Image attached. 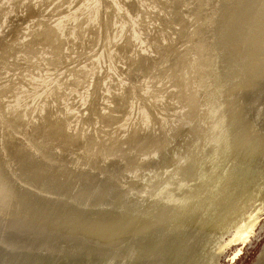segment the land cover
I'll return each instance as SVG.
<instances>
[{"label":"rangeland","instance_id":"374dc122","mask_svg":"<svg viewBox=\"0 0 264 264\" xmlns=\"http://www.w3.org/2000/svg\"><path fill=\"white\" fill-rule=\"evenodd\" d=\"M227 1L0 0V241L8 242L2 250L30 255L32 247L35 257L55 264H151L169 256L174 258L165 264H189L183 263L184 254L196 257V221L183 219L159 189L180 184L186 173H196L207 157L218 154L222 141L243 139L245 131L264 145V121L258 120L264 116V0ZM243 12L246 16L237 26ZM243 34L248 42L240 55ZM244 153L250 157L254 150ZM231 163L224 162L220 170L226 172ZM51 179L59 187L54 183L48 188L45 182ZM55 192L57 197L49 196ZM153 196L164 197L158 202L164 205ZM117 200L122 207L137 204L133 210L128 206L129 211ZM261 208L252 233L228 246L218 264H264V204ZM131 211L137 216L127 213ZM245 212L223 240L238 234ZM151 229L160 230L157 243L144 244ZM123 233L133 237L127 234L125 239ZM236 250L240 252L232 260Z\"/></svg>","mask_w":264,"mask_h":264},{"label":"bare ground","instance_id":"6f19581e","mask_svg":"<svg viewBox=\"0 0 264 264\" xmlns=\"http://www.w3.org/2000/svg\"><path fill=\"white\" fill-rule=\"evenodd\" d=\"M219 1V0H218ZM227 1V0H226ZM225 0H224V2H226ZM228 2V1H227ZM230 2V1H229ZM215 10V9H214ZM253 10V9H252ZM216 11V10H215ZM218 11V10H217ZM247 11V10H246ZM253 12V11H252ZM247 13V12H246ZM246 13L245 12H243V14L241 13V14H239V16H241V19H239V21H238V24H237V26H239V24L241 23V21L243 20V18L246 16ZM218 14V13H217ZM238 16V15H237ZM244 16V17H243ZM208 17H209V15H208ZM213 17V16H212ZM213 19V18H212ZM208 20H210V19H208ZM214 20V19H213ZM209 23H210V21H208ZM208 23V24H209ZM214 23H215V20H214ZM211 24V23H210ZM211 25H213V24H211ZM243 27H244V25H243ZM241 28H242V25L240 26V30H241ZM248 28V27H247ZM247 28H245V29H247ZM243 30V29H242ZM248 31V30H247ZM240 36V35H239ZM246 36L247 35H245L244 36V34H243V36H241V39H240V41L237 39V41H239L240 43L239 44H241L240 45V47H241V49H239V54L241 55V51H242V49H243V47L245 46V44L248 42L247 41V38H246ZM260 39V38H259ZM263 39V38H262ZM261 39V40H262ZM255 40V39H254ZM260 40V41H261ZM256 42V41H255ZM235 43V42H234ZM260 43V42H259ZM204 44V43H203ZM236 44V43H235ZM238 44V43H237ZM261 44H262V42H261ZM234 45V44H233ZM202 46V48H203V45H201ZM200 46V47H201ZM249 47V46H248ZM206 49H207V47H205ZM210 48H212V47H209V49ZM262 48L264 49V47L262 46ZM212 50H213V48H212ZM205 51V50H204ZM214 51V50H213ZM212 51V52H213ZM260 51V50H259ZM215 52V51H214ZM263 54V53H262ZM214 69V68H213ZM228 78V77H227ZM224 87V86H223ZM223 92H225V90L223 91ZM216 93V92H215ZM255 94H256V92H255ZM258 94V93H257ZM225 96V95H224ZM256 96V95H255ZM234 97H235V95H234ZM216 101V100H215ZM216 104H217V102H215ZM225 106H227L226 104H225ZM222 107V106H221ZM227 108H228V106H227ZM219 109V108H218ZM217 111V110H216ZM232 112V111H231ZM231 116V115H230ZM230 119V118H229ZM227 120V119H226ZM234 120V119H233ZM258 120L260 121V122H263L264 121V116L263 115H259V117H258ZM226 123H227V121H226ZM230 123V122H229ZM233 124V123H232ZM243 127V126H242ZM226 129V128H225ZM234 129V128H233ZM236 129V128H235ZM221 130V129H220ZM231 130V129H230ZM229 130V131H230ZM234 131V130H233ZM237 131V130H236ZM245 131V130H244ZM218 132V131H217ZM219 133V132H218ZM217 133V134H218ZM230 134V133H229ZM212 136H213V134H212ZM220 136V135H219ZM227 136V135H226ZM243 139H240V140H236V141H234V140H232L233 142H230V141H227V142H223L222 141V144H221V146L219 145V148L217 149V155L215 156L214 155V149L212 150L213 152H212V154L214 155V156H212L211 154V156L212 157H210V155L209 154H206V153H208L209 151H208V149H207V151L208 152H206L204 155H209V157L211 158V160L207 157L206 158V160H205V162H203V164L200 166V170L199 171H197L196 173H194V174H192V172H190L191 174H188V173H186L184 176V179L183 178H180V179H183L182 180V182L179 184H177V185H174L173 187H171L169 184H166V186L163 188V189H159L160 190V192H161V195H163V196H165V202H166V204H170L171 205V207H177V210H178V212H179V214H180V216L183 218V219H188V218H192V220H194V221H196V223H194L195 225L193 226L194 227V229H196V231H197V233H198V236H197V238H195V239H198L197 240V245H196V249H195V253H197V255H196V257L195 256H193L191 253H185L184 254V256H186L185 257V262H183V263H187V262H189V264H218L219 263V259L221 258V256H222V254H223V251L228 247V246H230V245H233V244H236L237 242H239V241H242V239H246L251 233H252V231L254 230V227L256 226V224H257V220H258V214H259V212L261 211L262 212V208H261V206L264 204L263 202H264V145H262V143H257L256 142V140L252 137V135H251V133L250 134H248L246 131L245 132H243ZM217 137V136H216ZM256 137V136H255ZM218 138V137H217ZM221 138V137H220ZM232 138V137H231ZM220 140V139H219ZM218 140V141H219ZM250 140H252L253 142H251ZM221 141V140H220ZM219 141V142H220ZM214 142V141H213ZM216 142V141H215ZM224 143V144H223ZM210 144V143H209ZM212 144H214V143H212ZM246 146V147H244V146ZM252 145H254V146H252ZM210 147V146H209ZM213 148H214V146H212ZM250 147V149H253L254 150V153H253V155L252 156H250V157H248V154H246V153H244V151L246 152L247 151V148H249ZM206 148V147H205ZM210 149H212V148H210ZM191 150V149H190ZM202 151V150H201ZM238 151L240 152V153H238ZM205 152V151H204ZM210 153V152H209ZM215 153H216V151H215ZM242 156H241V155ZM204 155H203V157H204ZM192 156V155H191ZM202 157V158H203ZM200 158V157H199ZM205 158V157H204ZM185 159H187V158H184V160ZM191 159V158H190ZM194 160H195V158H194ZM200 160V159H199ZM203 160V159H202ZM210 160V161H209ZM187 161V160H186ZM190 161V160H189ZM192 161V160H191ZM198 161V160H197ZM201 161V160H200ZM231 163V165H229L228 166V169H227V171L226 172H224V171H222V170H220V168H221V164H223V163ZM194 163H196L195 161H193V164ZM185 164H187L186 162H185ZM185 164H183L182 163V165H184V166H186ZM199 165H200V162L198 163ZM189 165V164H188ZM188 165L185 167V168H187V170L189 169V167H188ZM196 165V164H195ZM180 167V166H179ZM194 167H196V166H194ZM227 168V167H226ZM225 168V169H226ZM177 169V168H176ZM224 169V170H225ZM175 170V169H174ZM151 171V170H150ZM190 171V170H189ZM189 171H186V172H189ZM51 172V171H50ZM138 172V171H137ZM164 172H166V171H164ZM194 172V171H193ZM140 172H138V174L136 175L135 174V176L137 177V179L139 180L140 178H138L139 176H141V173L139 174ZM149 173H151V172H149ZM148 173V174H149ZM160 173V172H159ZM167 173V172H166ZM173 173V172H172ZM183 173V172H182ZM148 174H146V175H148ZM179 174V173H178ZM142 175H143V173H142ZM146 175H145V177H146ZM157 175V174H156ZM164 175V174H163ZM169 175V174H168ZM24 176H27V175H24ZM135 176H133V177H135ZM183 176V175H182ZM20 177V176H19ZM30 177L31 176H28L27 178H28V180L27 181H29V179H30ZM35 176H33V178H34ZM135 177V178H136ZM143 177V176H142ZM141 177V178H142ZM162 177V176H161ZM17 178V177H16ZM23 178V177H22ZM27 178H24V180H26ZM163 178V177H162ZM169 178V177H168ZM37 179V178H36ZM52 179H54V178H52ZM52 179L49 181H46L45 182V185L47 186L48 184H54L55 183V185H57V183H56V179L54 180V181H52ZM134 179V178H133ZM136 179V180H137ZM149 179H151V178H147L146 180H149ZM152 181H153V179H151ZM162 180H164V179H162ZM166 180V179H165ZM145 181V179H143V182ZM169 181V180H168ZM181 181V180H180ZM31 182V181H30ZM36 182V181H35ZM61 182V181H60ZM119 182V181H118ZM122 182V181H121ZM120 182V183H121ZM139 182V181H138ZM146 182V181H145ZM151 181H149V183H150ZM178 182H179V180H178ZM3 182H1V184H2ZM25 183V182H24ZM37 184H44V181L43 182H39V180H38V182H36ZM154 183V182H153ZM177 183V182H176ZM36 184V185H37ZM123 184V183H122ZM131 184V183H130ZM140 184V183H139ZM147 184V182L145 183V185ZM171 184H173L172 182H171ZM44 185V186H45ZM54 185V186H55ZM133 185V184H132ZM144 185V184H143ZM143 185L142 186H140L141 187V189L142 190H145V191H147V189H145V188H147V185L145 186V188H142L143 187ZM151 185V184H150ZM3 186H5V185H2V187ZM45 186V187H46ZM54 186H51V188H53ZM58 186V185H57ZM56 186V187H57ZM117 186H119L118 184H117ZM134 186V185H133ZM132 186V187H133ZM156 186V185H155ZM48 188L50 187V186H47ZM59 187V186H58ZM58 187L56 188V189H58ZM83 187V186H82ZM81 187V188H82ZM120 188H122L121 186H119ZM130 187V186H129ZM140 187H137V191H138V188H140ZM152 187V186H151ZM6 188V187H5ZM47 188V189H48ZM50 188V190H51V192H52V190L53 189H55V188H53V189H51ZM77 188V187H76ZM172 188V189H171ZM1 189V192L4 190L3 188H0ZM20 189V188H19ZM39 190H38V192L41 190V189H43V188H38ZM92 189V188H91ZM108 189H109V186H108ZM118 189L119 188H117V192H118ZM125 189V188H124ZM132 190H133V188H131ZM150 189V188H149ZM155 189H156V187H155ZM170 189V190H169ZM25 190V189H24ZM83 190V189H82ZM96 190V189H95ZM94 190V191H95ZM103 190V189H102ZM110 190V189H109ZM158 190V189H157ZM19 191V190H18ZM26 192H27V189L25 190ZM41 191H43V190H41ZM40 191V192H41ZM47 191H49V190H47ZM55 191V190H54ZM53 191V192H54ZM57 191V190H56ZM71 191V190H70ZM80 191V190H79ZM84 191H85V189H84ZM105 191H107L106 190V188H105ZM111 191V190H110ZM120 191V190H119ZM122 191V190H121ZM124 191V190H123ZM128 191V190H127ZM139 191H141V190H139ZM139 191H138V195L137 196H140L139 195ZM154 191V190H153ZM0 192V193H1ZM6 193H7V191H5ZM24 191L22 190V193H23ZM37 192V193H38ZM61 192V191H60ZM82 192V191H81ZM89 192V191H88ZM98 192V191H97ZM107 192H109V191H107ZM116 192V191H115ZM125 192V191H124ZM142 192V191H141ZM151 192V191H150ZM28 193V192H27ZM36 193V194H37ZM48 192H46V194L45 193H43V194H45V195H48L47 194ZM78 193V192H77ZM95 193V192H94ZM112 193V192H111ZM128 193V192H127ZM132 193V192H131ZM137 193V192H136ZM144 191H143V193H142V195H144ZM148 193V192H147ZM155 193V192H154ZM157 193V192H156ZM154 194V195H158V194ZM24 194V193H23ZM26 194V193H25ZM33 194H35V192L33 193ZM42 193H40V195H41ZM50 194L52 195H56V192L55 193H49V196H50ZM72 194V193H71ZM71 194L69 195V197H73V196H71ZM80 194V193H79ZM89 194V193H88ZM105 194V193H104ZM107 194V193H106ZM113 194V193H112ZM121 194H124L125 195V193H122L121 192ZM121 194H119L118 193V195L119 196H123V195H121ZM3 194H1L0 196H2ZM39 194H38V196H36V197H39L40 196ZM53 195H52V197H53ZM54 195V196H55ZM102 195V194H101ZM110 195V194H109ZM133 195V194H132ZM131 195V196H132ZM135 195V196H136ZM149 195V194H148ZM147 195V196H148ZM27 196H29V197H31L30 195H27ZM79 196V195H78ZM83 195H81V197H82ZM92 196H93V194H92ZM106 196V195H105ZM127 196V195H126ZM126 196L124 197V199L126 198ZM130 196V197H131ZM136 196V197H137ZM146 196V195H145ZM160 196V195H159ZM15 197V196H14ZM28 197V198H29ZM36 197H34V198H36ZM51 197V196H50ZM50 197H47V199L49 200H52V201H54L55 200V198L54 199H52V198H50ZM56 197H57V195H56ZM91 197V196H90ZM102 197V196H101ZM121 197H118V200H119V198H121ZM132 197H134V196H132ZM154 197V196H153ZM258 197V198H257ZM9 198V197H8ZM7 198V199H8ZM88 198V197H87ZM86 198V199H87ZM92 198H94V197H92ZM99 198V197H98ZM109 198V197H108ZM123 198V197H122ZM122 198H121V200H122ZM142 198H143V196H142ZM142 198H140L139 197V199H142ZM152 198V197H151ZM160 198V197H159ZM158 198V199H159ZM162 198V197H161ZM21 199V198H20ZM37 199V198H36ZM39 199V198H38ZM44 200H45V198H43ZM60 199V198H59ZM72 199V198H71ZM76 198H75V196H74V200H75ZM91 199V198H90ZM129 200H130V198H128ZM145 199V198H144ZM158 199H156L155 197H154V200H156L155 201V203L156 204H158V202L159 203H162V199H164V197L160 200V201H158ZM0 200H1V198H0ZM15 200H16V198H15ZM25 200V199H24ZM23 200V201H24ZM31 200H34V199H32L31 198ZM47 200V201H48ZM50 200H49V202H50ZM73 200V199H72ZM94 200H96V198L94 199ZM104 200V199H103ZM106 200V199H105ZM104 200V201H105ZM118 200H117V203H118ZM120 200V201H121ZM126 200V199H125ZM128 200V201H129ZM136 200V199H135ZM146 200V199H145ZM144 200V201H145ZM148 200V199H147ZM5 201V200H4ZM14 201V200H13ZM26 201V200H25ZM39 201H40V199H39ZM51 201V202H52ZM59 201V200H58ZM77 201H79V199H77ZM81 201V200H80ZM93 201V200H92ZM102 201V200H101ZM119 201V202H120ZM127 201V202H128ZM150 201V200H149ZM0 202H2V200L0 201ZM6 202V201H5ZM16 202H17V200H16ZM37 202V201H36ZM44 202V201H43ZM66 202V201H65ZM76 202V201H75ZM84 202H86V201H84ZM90 201H88V203H89ZM116 202V201H115ZM129 202H131V201H129ZM128 202V203H129ZM133 202V205L134 204H137L136 202H134V201H132ZM137 202H138V198H137ZM139 202H140V200H139ZM143 201L141 200V204H143L142 203ZM146 203H147V201H145ZM145 202H144V204H145ZM24 203V202H23ZM52 203H54V202H52ZM57 203V202H56ZM70 203V202H69ZM101 203H104V202H101ZM114 203V202H113ZM117 203H116V206H118L119 205V203H118V205H117ZM127 203V204H128ZM164 203V202H163ZM107 204V203H106ZM125 204V203H124ZM123 204V205H124ZM126 204V205H127ZM140 204V205H141ZM148 204V203H147ZM91 205V204H90ZM114 205L115 204H113V206H112V204H111V207H114ZM122 204H121V202H120V205H119V207L120 208H125V207H127V209H128V206H130V208L129 209H132V208H135V207H132L133 205H132V203H130L129 205H127V206H124V207H122L121 206ZM158 205H161V204H158ZM164 204H162L161 205V207L163 206ZM1 206V205H0ZM12 206V205H11ZM66 206V205H65ZM86 206V205H85ZM88 206V205H87ZM103 206V205H102ZM101 206V207H102ZM105 206V205H104ZM145 206V205H144ZM147 206V205H146ZM152 206V205H151ZM2 207V206H1ZM12 207H14V206H12ZM22 207H24V206H22ZM50 207V206H49ZM94 207V206H93ZM100 207V208H101ZM157 207V206H156ZM160 207V206H159ZM16 208V207H15ZM73 208V207H72ZM117 208V207H116ZM138 206H137V210H138ZM141 208H143V207H141ZM146 207H144V209H145ZM151 209L153 208V206L152 207H150ZM164 208V207H163ZM163 208H162V210H163ZM18 209V208H17ZM52 209V208H51ZM60 209V208H59ZM70 209V208H69ZM92 209V208H91ZM104 209V208H103ZM112 209H114V208H111V211H112ZM118 209V208H117ZM127 209H124V213L123 214H125L126 213V210ZM128 209V210H129ZM140 209V208H139ZM144 209H141V210H143V212L145 213V211H144ZM147 209V208H146ZM151 209L149 210V211H151ZM156 209V208H155ZM160 209V208H159ZM166 209H169V208H166ZM173 209V208H172ZM54 210H56V208L54 209ZM86 210V209H85ZM109 210V209H108ZM119 210V209H118ZM118 210H115V212L116 211H118ZM123 210V209H122ZM133 210V209H132ZM140 210V211H141ZM154 209H152V212L151 213H153L154 211H153ZM162 210H159L160 212L162 211ZM66 211V210H65ZM97 211V210H96ZM95 211V212H96ZM110 211V212H111ZM120 211V210H119ZM130 211V210H129ZM136 211V210H135ZM147 211V210H146ZM148 211V212H149ZM158 211V210H157ZM156 211V212H157ZM167 212H169V211H171V210H166ZM173 211V210H172ZM175 211V210H174ZM244 211H246L245 213H246V218H245V220H244V222H240L239 224H240V226L238 227L239 228V232H238V234L235 236V237H226V239L225 240H223V238L225 237L224 235L225 234H227V231H228V229H229V227H232L231 225L235 222V223H238L239 222V219H240V217L242 216V213L244 212ZM15 212V211H14ZM18 212V211H17ZM58 212H60V210L58 211ZM84 212V211H83ZM82 212V213H83ZM89 212V211H88ZM113 212V211H112ZM113 213V214H116V213ZM121 213H122V211H120ZM132 212H134V211H131V212H127V213H131L132 214ZM139 212V211H138ZM142 212V213H143ZM160 212H158V213H160ZM7 213V212H6ZM22 213V212H21ZM65 213H67V212H65ZM64 213V214H65ZM68 213H70V212H68ZM100 213V212H99ZM118 213V212H117ZM136 212H134L133 213V216L135 217V216H137V215H134ZM141 213V212H140ZM141 213V214H142ZM162 213H166V212H163L162 211ZM170 213H173V212H169V214ZM16 214V213H15ZM72 214V213H71ZM81 214V213H80ZM91 214V213H90ZM94 214V213H93ZM111 214V213H110ZM120 214V213H119ZM138 214V213H137ZM149 214V213H148ZM154 214V213H153ZM157 214V213H156ZM174 214H176V213H174ZM12 215V214H11ZM126 215V214H125ZM131 216L130 214H127V216ZM147 214L145 213V215H144V218H145V216H146ZM152 215V214H151ZM151 215H149L151 218H152V216ZM161 215V214H160ZM163 215V214H162ZM171 215V219H172V217L174 218L175 216H173L172 214H170ZM261 215V214H260ZM55 216V215H54ZM59 216V215H58ZM75 216V215H74ZM111 216V215H110ZM124 216V215H123ZM141 216V215H140ZM140 216H138L139 217V220L141 221L142 220V222H143V219L141 218L140 219ZM148 216V217H149ZM157 216H159V215H157ZM165 216V215H164ZM16 217V216H15ZM23 217V216H22ZM82 217V216H81ZM91 217V216H90ZM112 217V216H111ZM114 217V216H113ZM137 217V218H138ZM162 217V216H161ZM168 217V218H169ZM1 218V217H0ZM98 218V217H97ZM115 219L117 218V217H114ZM153 218H155V217H153ZM158 218V217H157ZM194 218V219H193ZM15 219V218H14ZM29 219V218H28ZM65 219V218H64ZM96 219V218H95ZM100 219V218H99ZM113 219V218H112ZM148 219V218H147ZM147 219H145V220H147ZM163 219V218H162ZM174 219H178V218H174ZM173 219V220H174ZM9 220V219H8ZM42 220V219H41ZM57 220V219H56ZM67 220V219H66ZM71 220V219H70ZM75 220V219H74ZM103 220V219H102ZM132 221L134 220V219H131ZM135 220H137V219H135ZM145 220H144V222H145ZM149 220V219H148ZM3 221V220H2ZM5 221V220H4ZM20 221V220H19ZM36 221V220H35ZM48 221V220H47ZM63 221V220H62ZM82 221V220H81ZM127 221V220H126ZM140 221H138V222H140ZM161 221V220H160ZM164 221H166V220H164ZM163 221V222H164ZM183 221V220H182ZM18 222V221H17ZM46 222V221H45ZM61 222V221H60ZM96 222V221H95ZM111 222H113V221H111ZM119 222V221H118ZM133 222H136V224H137V221H133ZM143 222V223H144ZM148 222H152V224H153V219H152V221H151V219L148 221ZM147 222V226L149 225V228H150V226H151V224H149ZM172 222V221H171ZM175 222V221H174ZM27 223V222H26ZM40 223V222H39ZM51 223V222H50ZM85 223H86V221H85ZM110 223V222H109ZM114 223V222H113ZM121 223V222H120ZM124 223V222H123ZM132 223V222H131ZM156 222H154V225H156L155 224ZM178 223V222H177ZM11 224V223H10ZM46 224V223H45ZM69 224V223H68ZM79 224V223H78ZM181 224V223H180ZM2 225V224H1ZM4 225H5V222H4ZM44 225V224H43ZM92 225V224H91ZM94 225V224H93ZM154 225H152V226H154ZM161 225V224H160ZM163 225H164V223H163ZM168 225H169V222H168ZM172 225V224H171ZM175 225H176V223H175ZM174 225V226H175ZM26 226V225H25ZM27 226H28V224H27ZM67 226V225H66ZM71 226H72V224H71ZM108 226V225H107ZM114 226H115V224H114ZM124 226V225H123ZM159 226V225H158ZM158 226H157V228H158ZM181 226V225H180ZM16 227V226H15ZM49 227V226H48ZM69 227V226H68ZM79 227V226H78ZM165 227H166V225H165ZM176 228H177V226H175ZM7 228V227H6ZM27 228V227H26ZM51 228V227H50ZM99 228V227H98ZM148 228V227H147ZM153 228V227H152ZM159 228H161V230H164V229H162V226L160 227L159 226ZM158 228V229H159ZM171 228V227H170ZM174 228V227H173ZM182 228V227H181ZM180 228V229H181ZM2 229V228H1ZM18 229V228H17ZM85 228H83V230H84ZM139 229V228H138ZM157 229V230H158ZM168 229V228H167ZM5 230V229H4ZM16 230V229H15ZM31 230V229H30ZM60 230V229H59ZM93 230V229H92ZM116 230V229H115ZM119 230V229H118ZM157 230H154L153 231V229H151V233L149 234V236H146V240H145V237H144V239H142V236L140 237V235H138V238H141L142 239V241H145V243L144 244H147L146 243V241H151V242H153V244L156 242L157 243V236H155V235H157V234H155V233H160V230H158V232H157ZM173 230V229H172ZM178 230V229H177ZM185 230V229H184ZM16 231H18V230H16ZM71 231V230H70ZM90 231V230H89ZM129 231H132V230H129ZM141 231H142V228H141ZM156 231V232H155ZM190 231V230H189ZM195 231V232H196ZM11 232V231H10ZM26 232V231H25ZM41 232H43V231H41ZM45 232H46V230H45ZM54 232V231H53ZM62 232V231H61ZM87 232V231H86ZM115 232V231H114ZM133 232V231H132ZM131 232V233H132ZM138 232H139V230H138ZM144 229H143V234H144ZM163 232V231H162ZM167 232V231H166ZM1 233V232H0ZM5 233V232H4ZM22 233V232H21ZM49 233V232H48ZM73 233V232H72ZM125 233V232H124ZM123 233V234H124ZM131 233L129 234V233H127V234H129L128 236L129 237H131L132 235H131ZM142 233V232H141ZM180 233H181V231H180ZM13 234V233H12ZM28 234V233H27ZM51 234H53V233H51ZM59 234H60V232H59ZM65 234V233H64ZM121 234H122V232H121ZM120 234V236H122ZM127 234H124V235H126L124 238L126 239L127 238ZM133 234V233H132ZM137 234H139V233H137ZM146 234H147V232H146ZM145 234V235H146ZM176 234V233H175ZM174 234V235H175ZM179 234V233H178ZM182 234V233H181ZM181 234H180V237H181ZM2 235V234H1ZM62 235V234H61ZM72 235V234H71ZM112 235V234H111ZM131 235V236H130ZM148 235V234H147ZM165 235V234H164ZM167 235V234H166ZM165 235V236H166ZM193 235H194V232H193ZM4 236H6V234L4 235ZM4 236H2L3 238H4ZM10 236H11V234H10ZM43 236V235H42ZM86 236V235H85ZM96 236V235H95ZM105 236V235H104ZM136 236V238H137V235H135ZM159 236V235H158ZM161 236H163V235H161ZM195 236V235H194ZM227 236V235H226ZM38 237V236H37ZM51 237V236H50ZM70 237V236H69ZM94 237V236H93ZM112 237V236H111ZM133 237V236H132ZM153 237H154V239H153ZM7 238H9L10 240H12V238H10L9 237V235H8V237H6V239ZM83 238V237H82ZM99 238V237H98ZM160 237H158V239H159ZM167 238V237H166ZM172 238V237H171ZM193 238V237H192ZM1 239V238H0ZM5 239V240H6ZM16 239H19V238H16ZM15 239V240H16ZM21 239V238H20ZM37 239V238H36ZM75 239V238H74ZM89 239V238H88ZM108 239V238H107ZM169 239V238H168ZM178 239V238H177ZM3 240V239H2ZM40 240V239H39ZM93 240V239H92ZM110 240V239H109ZM129 240H131V238L129 239ZM128 240V241H129ZM162 240V239H161ZM169 240H171V239H169ZM181 240H182V238H181ZM7 241V240H6ZM12 241H14V240H12ZM11 241V242H12ZM16 241H19V240H16ZM21 241V240H20ZM24 241V240H23ZM33 242L34 241V239L33 240H27V242ZM42 241V240H41ZM103 241H104V238H103ZM103 241H102V243H103ZM112 241V240H111ZM116 241V240H115ZM126 241V240H125ZM160 241V240H159ZM159 241H158V243H159ZM180 241V240H179ZM1 242V241H0ZM15 242V241H14ZM26 242V241H25ZM26 242V245L27 244H29V243H27ZM34 242H36V240L34 241ZM39 241H37V243H38ZM53 242H55L54 240H53ZM97 242V241H96ZM124 242V241H123ZM139 242H141L140 241V239H139ZM169 242V241H168ZM168 242H166V243H168ZM191 242H192V240H191ZM6 243V242H5ZM8 243V242H7ZM6 243V244H7ZM17 243H19V242H16V244ZM42 243V242H41ZM44 243V242H43ZM48 243V241L46 242V245L48 246L49 244H47ZM126 243V242H125ZM142 243V242H141ZM155 243V244H156ZM160 243H162V242H160ZM159 243V244H160ZM175 243V242H174ZM177 243V242H176ZM194 243V242H193ZM5 244V245H6ZM16 244H15V246H16ZM21 244H23V243H21ZM45 244V243H44ZM56 244V243H55ZM92 244V243H91ZM111 244V243H110ZM127 244V243H126ZM149 244V243H148ZM151 244V243H150ZM159 244L157 245V246H159ZM181 244V243H180ZM3 245V246H2ZM4 244H2V242H1V251H4V250H2V247L4 248V246H5ZM25 244H24V246H26ZM42 245V244H41ZM51 245V244H50ZM80 245V244H79ZM103 245H105V244H103ZM124 245V244H123ZM133 245V244H132ZM166 245V244H165ZM172 246H173V244H171ZM178 245V244H177ZM193 245H195V244H193ZM8 245H6V247H7ZM11 246V245H10ZM9 246V247H10ZM14 246V244L11 246V247H13ZM28 246H31V245H27V247ZM32 246H34L35 248H36V244H32ZM42 246H44V245H42ZM84 246V245H83ZM125 246V245H124ZM145 246V245H144ZM144 246L142 247V248H144ZM148 246V245H147ZM150 246V245H149ZM156 246V245H155ZM156 246V247H157ZM160 246H161V244H160ZM5 247V248H6ZM8 247V249H10ZM17 247V246H16ZM19 247V246H18ZM40 247V246H39ZM45 247V246H44ZM52 247V246H51ZM50 247V248H51ZM56 247V246H55ZM55 247H54V249H55ZM116 247V246H115ZM151 247H153V246H151ZM166 248H167V246H165ZM165 247H164V250H165ZM175 247V246H174ZM178 247V246H177ZM176 247V248H177ZM15 248V247H14ZM46 248H48V247H46ZM50 248H49V251H51L50 250ZM57 248H58V246H57ZM56 248V249H57ZM98 248V247H97ZM129 249H130V247H128ZM141 248V247H140ZM145 248H146V246H145ZM147 248H150V247H147ZM169 248H170V246H169ZM181 248V247H180ZM7 249V248H6ZM5 249V251H7ZM13 249V248H12ZM19 248H17V250H18ZM21 249H23V248H21ZM21 249H19L20 251H22ZM27 249H30V247H28ZM34 249V248H33ZM37 249V248H36ZM41 249H42V247H41ZM40 249V250H41ZM51 249H53V247L51 248ZM53 250L54 252L55 251H57V250ZM127 249V248H126ZM126 249H124L125 250V252H126ZM136 249V248H135ZM137 249H139L138 247H137ZM137 249H136V251H137ZM156 249V248H155ZM171 249H173V248H170V252H172L171 251ZM178 249V248H177ZM183 249V248H182ZM181 249V250H182ZM228 249V248H227ZM15 250H16V248H15ZM45 250V249H44ZM123 250V251H124ZM141 250V249H140ZM143 250V249H142ZM145 250V249H144ZM160 250V249H159ZM176 250V249H175ZM4 251V252H5ZM10 251V250H9ZM12 252H13V250H11ZM10 251V252H11ZM35 251V250H34ZM46 251H48V250H46ZM49 251L47 252V254L49 253ZM82 251V250H81ZM121 251V250H120ZM153 251V250H152ZM161 251V250H160ZM178 251V250H177ZM194 251V250H193ZM3 252V254H4V256H0L2 259V261L0 260V264H55L54 262H49V260L47 261V260H45V256L42 258V259H44V260H42V259H40V258H38V257H35V255H37L38 256V253L36 254V253H34L33 251H32V247H31V253H33V255H31V253H30V255L29 254H26V253H24V254H20L19 253V255H17V254H15V252H17V251H15L14 253H11V254H8L7 252H5V253H7V254H5ZM9 252V253H10ZM25 252V251H24ZM26 252H27V250H26ZM36 252H38V251H36ZM42 252H43V250H42ZM60 252V251H59ZM99 252V251H98ZM134 252V251H133ZM133 252H131V253H133ZM168 252V251H167ZM179 252H180V250H179ZM240 252V250H236L235 251V253H234V255H233V257H232V260L237 256V254ZM1 253V252H0ZM18 253V252H17ZM22 253H23V251H22ZM51 253V252H50ZM53 253V252H52ZM61 253V252H60ZM82 253V252H81ZM90 253V252H89ZM93 253V252H92ZM129 252H127V254H128ZM137 253H139V252H137ZM162 253V252H161ZM164 253V255L163 256H165V254H166V252H163ZM41 254V253H40ZM45 254V253H44ZM71 254V253H70ZM76 254V253H75ZM94 254V253H93ZM125 254V253H124ZM146 254V253H145ZM160 254V253H159ZM169 254V253H168ZM171 254V253H170ZM186 254H188V255H186ZM0 255H2V254H0ZM53 255V254H52ZM56 255V254H55ZM72 255H73V253H72ZM81 255V254H80ZM91 255V254H90ZM97 255V254H96ZM137 255V254H136ZM140 255V254H139ZM144 255V254H143ZM172 255V254H171ZM49 256V255H48ZM51 256V255H50ZM58 257H59V255H57ZM62 256V255H61ZM69 256V255H68ZM77 256V255H76ZM122 256H123V254H122ZM147 256H149V255H147ZM160 256V255H159ZM159 256H158V258H159ZM175 256H176V254H175ZM183 256V255H182ZM71 257V256H70ZM82 257V256H81ZM87 257V256H86ZM118 257H119V255H118ZM133 257H135L134 255H133ZM153 257V256H152ZM161 257V256H160ZM166 257V256H165ZM169 257H173V256H169ZM169 257H167V260H168V258ZM192 257H193V259H192ZM48 258V257H47ZM61 258V257H60ZM65 258H67L68 260H69V258L68 257H65ZM72 258V257H71ZM76 258V257H75ZM97 258V257H96ZM120 258H121V256H120ZM119 258V259H120ZM145 258V257H144ZM174 258V257H173ZM52 259V258H51ZM56 259H57V257H56ZM55 259V260H56ZM106 259V258H105ZM129 259V258H128ZM132 259V258H131ZM151 259V258H150ZM155 259V258H154ZM163 259H164V257H163ZM171 258H169V260H170ZM176 259V258H175ZM179 259H181V258H179ZM184 259V258H183ZM54 260V259H53ZM61 260V259H60ZM62 260H63V257H62ZM115 260H117V259H115ZM140 260V259H139ZM166 259H165V262H162L161 260H156L155 262L153 261L151 264H165L166 263V261H167ZM173 260V259H172ZM59 261V260H58ZM57 261V262H58ZM88 261V260H87ZM87 261H86V263H87ZM118 261V260H117ZM130 261V260H129ZM144 262H140V263H137V264H149V263H147V261L145 262V260H143ZM164 261V260H163ZM57 262H56V264H57ZM93 262V261H92ZM97 262V261H96ZM178 262V261H177ZM182 262V261H181ZM63 263V262H62ZM102 263V262H101ZM105 263H107V262H105ZM117 263V262H116ZM127 262L125 261V262H119V263H117V264H126ZM171 263V262H170ZM174 263V262H173ZM71 264V263H70ZM75 264H77L76 262H75ZM78 264H79V262H78ZM81 264V263H80ZM88 264V263H87ZM108 264H112V262H110V263H108ZM128 264V263H127ZM134 264V263H133ZM168 264H169V262H168Z\"/></svg>","mask_w":264,"mask_h":264}]
</instances>
